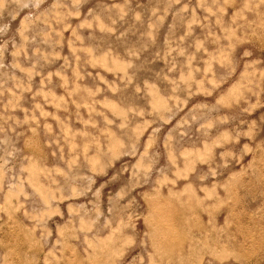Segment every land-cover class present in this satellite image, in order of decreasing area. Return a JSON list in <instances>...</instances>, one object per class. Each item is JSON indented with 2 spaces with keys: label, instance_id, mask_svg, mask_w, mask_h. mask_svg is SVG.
Here are the masks:
<instances>
[{
  "label": "rangeland",
  "instance_id": "374dc122",
  "mask_svg": "<svg viewBox=\"0 0 264 264\" xmlns=\"http://www.w3.org/2000/svg\"><path fill=\"white\" fill-rule=\"evenodd\" d=\"M0 264H264V0H0Z\"/></svg>",
  "mask_w": 264,
  "mask_h": 264
}]
</instances>
